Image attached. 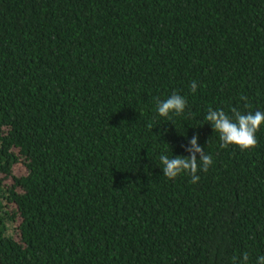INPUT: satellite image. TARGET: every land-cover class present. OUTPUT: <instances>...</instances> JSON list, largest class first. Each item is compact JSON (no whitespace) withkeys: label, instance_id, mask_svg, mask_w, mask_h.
<instances>
[{"label":"trees","instance_id":"1","mask_svg":"<svg viewBox=\"0 0 264 264\" xmlns=\"http://www.w3.org/2000/svg\"><path fill=\"white\" fill-rule=\"evenodd\" d=\"M209 107L264 112V0H0V264H257L264 126L221 147Z\"/></svg>","mask_w":264,"mask_h":264},{"label":"clouds","instance_id":"2","mask_svg":"<svg viewBox=\"0 0 264 264\" xmlns=\"http://www.w3.org/2000/svg\"><path fill=\"white\" fill-rule=\"evenodd\" d=\"M191 91L195 93L198 88L196 81L190 85ZM246 100V97H241ZM156 111L159 116L171 119L172 115H182L187 106L188 101L185 97L178 93L172 94L165 100L156 98ZM232 115L226 113L223 109L209 107L205 120L210 124L214 133H219L221 147L227 148L235 146L241 150H250L257 146V132L264 126V112L256 111L255 113L242 114L233 108ZM184 150L189 153L188 156H172L160 155L159 160L163 167V175L170 180H175L182 175H189L191 182L196 184L200 179V172L207 173L214 161L203 147L199 144V136H193ZM233 264H249V256L244 253L241 257H234ZM257 264H264V256L257 260Z\"/></svg>","mask_w":264,"mask_h":264},{"label":"rangeland","instance_id":"3","mask_svg":"<svg viewBox=\"0 0 264 264\" xmlns=\"http://www.w3.org/2000/svg\"><path fill=\"white\" fill-rule=\"evenodd\" d=\"M23 172H24L23 167H21V166H19V165L14 166V173H15L16 175H19V174H21V173H23Z\"/></svg>","mask_w":264,"mask_h":264}]
</instances>
